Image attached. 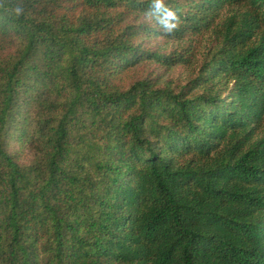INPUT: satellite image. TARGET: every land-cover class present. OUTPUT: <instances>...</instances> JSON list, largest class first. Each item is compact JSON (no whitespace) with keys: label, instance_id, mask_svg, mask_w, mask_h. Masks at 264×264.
Here are the masks:
<instances>
[{"label":"trees","instance_id":"obj_1","mask_svg":"<svg viewBox=\"0 0 264 264\" xmlns=\"http://www.w3.org/2000/svg\"><path fill=\"white\" fill-rule=\"evenodd\" d=\"M152 3L0 0V264H264V0Z\"/></svg>","mask_w":264,"mask_h":264},{"label":"clouds","instance_id":"obj_2","mask_svg":"<svg viewBox=\"0 0 264 264\" xmlns=\"http://www.w3.org/2000/svg\"><path fill=\"white\" fill-rule=\"evenodd\" d=\"M150 8L152 11L147 13L149 16L153 15L154 13L163 11L164 17L168 21V23L163 25V29L165 32L170 33L177 29L180 23V18L174 10H172L164 3V0H153ZM17 12L19 13V10H17Z\"/></svg>","mask_w":264,"mask_h":264},{"label":"rangeland","instance_id":"obj_3","mask_svg":"<svg viewBox=\"0 0 264 264\" xmlns=\"http://www.w3.org/2000/svg\"><path fill=\"white\" fill-rule=\"evenodd\" d=\"M209 42V37L206 38H202L201 39V43L202 45H205L203 47H206L207 43ZM202 49V48H200ZM153 69H155L154 65H147V64H142L140 67L136 68L135 70H133L130 74V78L134 79V78H138L141 77L142 75L148 74L150 71H152ZM159 73H163L165 74V78H174L178 75H183V78L185 77V75H188L189 73L187 72V70L181 69V68H176L170 72H160L159 70H156Z\"/></svg>","mask_w":264,"mask_h":264}]
</instances>
